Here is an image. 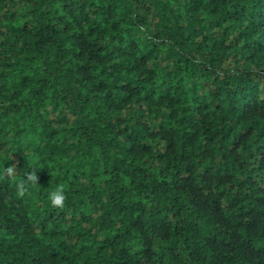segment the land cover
Instances as JSON below:
<instances>
[{"label":"trees","instance_id":"16d2710c","mask_svg":"<svg viewBox=\"0 0 264 264\" xmlns=\"http://www.w3.org/2000/svg\"><path fill=\"white\" fill-rule=\"evenodd\" d=\"M0 264H264V0H0Z\"/></svg>","mask_w":264,"mask_h":264},{"label":"clouds","instance_id":"9594fccd","mask_svg":"<svg viewBox=\"0 0 264 264\" xmlns=\"http://www.w3.org/2000/svg\"><path fill=\"white\" fill-rule=\"evenodd\" d=\"M15 174V165L7 167L3 172V176L8 178L14 177ZM37 185H39V176L37 171L33 169L31 172L25 175L23 180L16 183V198L23 199L26 196H30L32 189ZM48 199L53 208L63 209L67 201L66 186L63 183L58 184L55 190L49 193Z\"/></svg>","mask_w":264,"mask_h":264}]
</instances>
